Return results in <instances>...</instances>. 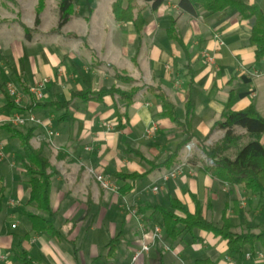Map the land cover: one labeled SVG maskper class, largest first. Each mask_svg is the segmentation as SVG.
Listing matches in <instances>:
<instances>
[{
    "label": "crops",
    "instance_id": "1",
    "mask_svg": "<svg viewBox=\"0 0 264 264\" xmlns=\"http://www.w3.org/2000/svg\"><path fill=\"white\" fill-rule=\"evenodd\" d=\"M244 1L264 10V0ZM113 2L76 3L58 30L59 1L51 13L45 12L43 0L35 24L39 0L30 14L10 10L18 7V0H0V264H22L12 253L15 245L40 264H98L105 255L101 246L106 264H264L256 257L262 253L258 243L254 256L245 246L243 254L232 257L226 240L212 232L194 229L171 240L165 236L159 212V208L172 210L175 200L189 213L198 209L216 227L225 218L235 233L264 230L260 221L264 197L213 177L201 150V144L212 145L222 138L224 131L212 128L229 100L234 111L253 105L264 117V58L256 60L249 44L253 21L232 9L217 13L197 9L192 15L179 8V0H163L156 9L133 0L134 17L144 19L138 30L132 20L115 19ZM203 50L214 57L213 65L205 64ZM116 73L132 81L117 80ZM44 78L48 79L44 97L37 100L29 88ZM6 82L21 91L19 103L6 94ZM111 86L139 89L131 102L117 94L73 97L75 92ZM159 93L173 104L180 121L186 117L187 103L191 106L193 138L186 144L190 149L184 145L169 167L159 164L182 136L176 123L161 114ZM43 101L68 105L37 104ZM27 113L57 132L51 142L43 138L42 127L18 126L10 120L14 114ZM30 127V144L42 149L55 170L49 201L60 238L31 230L26 217L37 211L27 204L28 175L15 160L19 139L11 129L25 132ZM152 127L155 130L145 135ZM179 164L182 171L176 178L153 179L154 171L161 176ZM112 173L140 176L122 181ZM95 174L106 175L117 188L125 183L131 187L126 194L104 189ZM155 185L156 192L151 189ZM126 207H134L136 215ZM3 210L4 221L24 216L27 222L20 231H14L18 221L10 225L2 221ZM154 226L161 230L160 239L133 261L140 245L150 243Z\"/></svg>",
    "mask_w": 264,
    "mask_h": 264
},
{
    "label": "trees",
    "instance_id": "2",
    "mask_svg": "<svg viewBox=\"0 0 264 264\" xmlns=\"http://www.w3.org/2000/svg\"><path fill=\"white\" fill-rule=\"evenodd\" d=\"M88 0H59L58 3V22L59 30L67 21L73 10V6L80 2ZM114 0L112 10L116 20H132L137 29L140 30L144 19L142 16L133 14V0ZM150 4L152 9H156L163 0H143ZM89 5V4H88ZM43 6V0H39V6L36 10L35 24L39 23L38 14ZM178 6L182 11L194 15L197 9H202L211 13L221 12L226 9H232L239 13L244 19H251L253 25L249 37V44L253 47L255 59L264 58V10L256 5H249L244 0H179ZM172 32V28H170ZM117 80L130 82L129 77L115 74ZM0 81V88L2 87ZM138 87H132L129 90H120L115 86L103 87L97 92H75L74 96L88 97L89 93L95 96L119 95L123 100L131 102ZM161 103V114L167 116L179 128L182 139L177 143L174 150L167 155L159 165L169 167L176 160L180 149L193 138L190 128L191 106L187 103L186 117L180 121L172 103L163 94L157 95ZM229 100L227 107L222 113L221 119L216 122L214 128L224 131L221 139L212 145L201 144V150L206 159L211 160V164L206 163V169L210 174L221 182L237 184L243 186L246 190L256 196L264 197V117L260 116L253 105L244 109L234 111L231 109ZM45 108H65L68 102L54 103L50 101L37 102ZM34 127L35 124H31ZM237 128L243 130L238 132ZM211 129V131H212ZM11 133L19 139V150L15 154V160L20 167L27 173V186L29 189L27 204L32 205L37 212H27L26 217L30 223V229L33 231H44L54 238H60V231L54 226V213L49 201L51 188V178L55 173L48 157L41 148H34L30 144L33 135V127L25 132L11 129ZM206 139V138H204ZM203 139V141H204ZM156 166H152L154 168ZM112 176L118 180L134 181L140 175L136 173L121 174L112 173ZM130 185L125 183L117 188L120 194H126ZM171 209L159 208L163 219L165 236L171 240H180L186 234L194 229L205 232H212L222 239L226 240L227 251L232 257H238L243 254L245 246L250 248V254L255 255L254 244L258 243L261 247L264 258V230L256 233L246 230L241 233L231 231L227 219L223 218L220 227L203 217L197 209L194 213H189L184 206L171 200ZM173 210H177L180 215ZM38 212L47 215L44 218ZM13 255L22 264H40L38 260L32 257L26 250L18 246L11 247Z\"/></svg>",
    "mask_w": 264,
    "mask_h": 264
},
{
    "label": "built area",
    "instance_id": "3",
    "mask_svg": "<svg viewBox=\"0 0 264 264\" xmlns=\"http://www.w3.org/2000/svg\"><path fill=\"white\" fill-rule=\"evenodd\" d=\"M216 39H218V41H220V39L218 38L217 35H215ZM220 43L222 44V42L220 41ZM202 57L203 60L205 62L206 65L211 66L214 64V57L207 51V50H203L202 51ZM48 81L47 78L42 79L40 82H36L33 86H31L29 88L30 92L32 94H34L35 98L37 100L43 99L44 94L42 93V88L44 86V84ZM5 92L6 94L11 97L15 103H19L21 97H22V93L21 91L16 87V85L13 82H6L5 83ZM11 122H13L15 125L21 126V125H25V124H35L37 126H40L43 128V138L48 141L51 142L52 138L54 136L57 135V132H55L54 130H52L50 128V126H47L43 123V120L37 116H35L32 113H27V115H20V114H14L11 117ZM155 130V127H152L150 129H147L145 131V135H150L153 131ZM187 150L190 149L189 145H186ZM206 163L211 164V160L206 159ZM182 171V165H176L173 168L168 169L167 171H165L164 173L161 174L160 176V180L162 181H166L169 178H176ZM95 179L97 180V182L105 189L108 190H112V191H117V187L115 184H113L110 180V178H108L106 175L103 174H95ZM152 191L156 192L159 187L158 186H153ZM127 210L130 211L131 214L136 215L135 210L130 208V207H126ZM132 209V210H131ZM161 230L158 226H154L153 230H152V235H151V241L150 243L148 242H143L140 245L139 250L134 254L133 256V261L136 260V258L142 253V252H147L150 249V246L157 240L160 239L161 235ZM166 249H168L167 247H165ZM245 256L247 258L250 257L249 253H246ZM256 257L258 258H263V254L262 253H258L256 254Z\"/></svg>",
    "mask_w": 264,
    "mask_h": 264
},
{
    "label": "rangeland",
    "instance_id": "4",
    "mask_svg": "<svg viewBox=\"0 0 264 264\" xmlns=\"http://www.w3.org/2000/svg\"><path fill=\"white\" fill-rule=\"evenodd\" d=\"M38 0H18V7L17 8H10V10H15V11H19L21 13H23L24 11L28 14L32 13L36 3H37ZM59 0H45V4H46V11L45 12H56V8H57V3H58ZM58 10V9H57ZM5 11V15L7 14V11ZM24 12V13H25ZM8 15V14H7ZM26 15V14H25ZM24 21H27L26 17L24 16ZM264 139V138H263ZM155 175L153 177L156 178L159 176L160 178V173L157 172V171H154ZM160 182V181H159ZM158 184V183H156ZM105 189V188H104ZM248 192V191H247ZM248 193H251V192H248ZM133 209H135L133 207ZM132 210V209H131ZM136 211H138V208L136 209ZM262 215H263V218L262 216H260V221H264V211L262 212ZM1 217H2V221H4V217H5V210L2 211L1 213ZM13 221H18L19 225L17 227V229H15L14 231H20L21 228H23V225L27 222L25 219H24V216L23 215H16L15 218L13 220H10V219H7L6 221H4V223H6L7 225H10ZM134 223V221H132ZM118 241H113V243H117ZM122 248V247H121ZM104 250V251H103ZM123 250V249H122ZM99 251L100 252H103L105 255L102 256L101 259H99V261L97 262L98 264H106L107 263V259L108 257H106V250L104 249V246H101L99 248Z\"/></svg>",
    "mask_w": 264,
    "mask_h": 264
}]
</instances>
